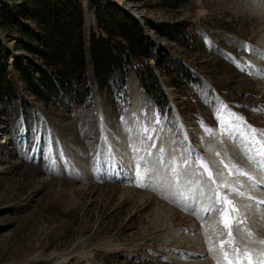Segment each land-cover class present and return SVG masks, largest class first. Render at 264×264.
<instances>
[{"label": "rangeland", "instance_id": "rangeland-1", "mask_svg": "<svg viewBox=\"0 0 264 264\" xmlns=\"http://www.w3.org/2000/svg\"><path fill=\"white\" fill-rule=\"evenodd\" d=\"M100 1L105 14L120 9L136 19L159 55L209 81L213 94L187 86L179 95L171 76L149 62L173 107L165 120L134 72L126 81L127 99L113 101L94 87L91 109L45 106L15 80L16 99L0 101V264H225L219 242L226 230L219 212L205 209L214 206L217 193L233 188L242 192L233 202L244 224L233 225L236 243L225 250L233 264H249V256L251 264L264 260L258 250L264 248V157L247 143L250 123L264 144V0H196L176 11L165 9L162 0ZM80 2L87 36L101 35L89 0ZM149 23H186L197 45L192 50L162 37ZM15 31L0 28L9 71L17 57L26 56ZM137 135L152 139L134 144ZM181 140L184 146H178ZM189 150L192 159L204 157L213 174L203 193L193 190L204 178L200 161L186 158ZM139 157L161 160L154 184L133 182ZM184 177L187 191L180 187Z\"/></svg>", "mask_w": 264, "mask_h": 264}, {"label": "trees", "instance_id": "trees-1", "mask_svg": "<svg viewBox=\"0 0 264 264\" xmlns=\"http://www.w3.org/2000/svg\"><path fill=\"white\" fill-rule=\"evenodd\" d=\"M3 1L0 28L7 32L16 29V41L26 56L17 57L9 71V57L0 42L1 102L11 103L16 99V80L22 90L45 106L91 109L94 87L113 101L127 99L126 81L134 72L140 90L151 98L158 115L166 120L172 113L170 100L148 65L151 61L156 69L171 76L172 86L179 95H183L187 86L210 90L189 67L170 55H159L155 43L148 39L136 19L120 9L105 14L100 0H89V7L102 34L92 31L90 37L80 0H24L19 5ZM195 1L162 0L163 7L172 11ZM148 26L158 35L192 50L197 45L190 42L186 23H149ZM194 101L200 104L199 99Z\"/></svg>", "mask_w": 264, "mask_h": 264}, {"label": "snow or ice", "instance_id": "snow-or-ice-1", "mask_svg": "<svg viewBox=\"0 0 264 264\" xmlns=\"http://www.w3.org/2000/svg\"><path fill=\"white\" fill-rule=\"evenodd\" d=\"M247 48V46H244ZM227 58L230 60V62L237 61L239 58L238 57H231L227 56ZM247 63V62H245ZM238 67L240 66L239 64L237 65ZM243 70V69H241ZM261 75H264V73H260ZM224 106L220 105V108L222 109ZM255 110V109H254ZM231 116L234 117L236 121L240 120V117L235 116L234 113H229ZM157 123H160L159 116L157 117ZM146 131V130H145ZM205 131H207L210 135H214L215 133L213 132L212 129L210 128H205ZM228 131L227 126H225V132ZM249 131L252 133L251 138L247 141L250 145L255 147V151L260 157H264V144H261L259 140L257 139L256 135V130L255 129H249ZM180 135V133H178ZM261 137H264V132L259 134ZM152 137H149L147 135L140 136L137 135V139L133 142L134 144H140L144 140H151ZM178 146H184L183 140H181L180 144ZM141 151L140 148L134 149V152L136 153L137 156H139V152ZM187 159H192V153L191 150L188 151L187 154ZM195 160L200 161V167L203 169V171L208 175L210 182L214 183L213 179V174L208 167L207 163L204 162V157L197 155L195 157ZM143 161V163H141ZM161 162V160L158 158L157 160H147L144 161L143 157H139V159L136 160V166L133 168V172L136 176V178L133 180L134 183H137L138 186L145 187L148 185H152L155 183L158 173L156 172V168L158 164ZM259 164L262 168H264V159L259 161ZM167 171H171V168L166 170L165 174H167ZM239 171V170H237ZM242 175H246L245 173H241ZM251 179V177H250ZM225 184H228L229 182L225 181ZM255 187H260V182H257ZM160 187H163V183L160 184ZM242 187V186H241ZM242 192L239 189L233 188L230 191H226L223 194L217 193L216 198L214 200V206L206 208L205 212H219V219L221 224L223 225L224 229L226 230V239L221 240L219 242V247L222 250V254L224 257V262L225 264H233V260L230 258V253L225 250V245H227L229 248H234L235 246V238L232 234V227L235 224L237 228L243 226L244 224V219L240 215L239 208L234 204V199L238 196H240ZM178 197L183 196V192H178L176 193ZM252 199L251 197H249ZM196 202L198 203L200 200V196H197ZM264 203V202H261ZM191 202L190 201H185L183 204L184 207L188 208L190 207ZM191 211L195 213V207H191ZM249 236L252 235L251 232L248 233ZM211 251V249H210ZM238 259V256H237ZM249 264H251V257H248ZM257 264H264V260H259Z\"/></svg>", "mask_w": 264, "mask_h": 264}, {"label": "bare ground", "instance_id": "bare-ground-1", "mask_svg": "<svg viewBox=\"0 0 264 264\" xmlns=\"http://www.w3.org/2000/svg\"><path fill=\"white\" fill-rule=\"evenodd\" d=\"M216 247V245H214Z\"/></svg>", "mask_w": 264, "mask_h": 264}]
</instances>
